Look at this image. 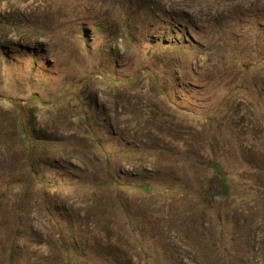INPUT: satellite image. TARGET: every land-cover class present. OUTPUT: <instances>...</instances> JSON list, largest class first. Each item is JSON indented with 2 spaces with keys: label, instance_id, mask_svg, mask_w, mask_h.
<instances>
[{
  "label": "rangeland",
  "instance_id": "1",
  "mask_svg": "<svg viewBox=\"0 0 264 264\" xmlns=\"http://www.w3.org/2000/svg\"><path fill=\"white\" fill-rule=\"evenodd\" d=\"M261 23L264 0H0V110L66 162L0 181V264H264Z\"/></svg>",
  "mask_w": 264,
  "mask_h": 264
},
{
  "label": "trees",
  "instance_id": "2",
  "mask_svg": "<svg viewBox=\"0 0 264 264\" xmlns=\"http://www.w3.org/2000/svg\"><path fill=\"white\" fill-rule=\"evenodd\" d=\"M261 25L264 28V23H261ZM235 59L237 60V58ZM261 59L264 65V58ZM262 61L248 59L243 64V70L245 69L244 66L250 68L254 65L261 64ZM7 102L13 109L11 111L0 110V135L4 127H9L11 144L15 149H19V151L14 153V157L9 158V169L0 167V181L8 178H16L24 185H39L43 189L59 184L57 180L48 178L44 173V169L55 165L57 168L64 170L66 162H57V160L46 157L43 151L49 141L38 136L37 131L33 128L29 115L23 118L22 113L16 107V101L12 100ZM207 166L218 177V189L214 190L211 184L207 188H201L199 191L201 202L210 205L214 199L222 200L230 198L232 187L228 184L227 176L222 166L214 159H209ZM158 183V181L151 179L150 182L139 187V190L151 191L154 187H157ZM68 254L76 255L73 250L68 251ZM15 257H17V253L10 248L6 253V263L11 264Z\"/></svg>",
  "mask_w": 264,
  "mask_h": 264
}]
</instances>
